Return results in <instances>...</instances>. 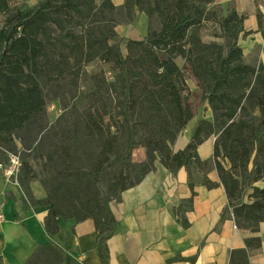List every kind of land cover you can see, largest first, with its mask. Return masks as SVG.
Instances as JSON below:
<instances>
[{"label": "trees", "instance_id": "16d2710c", "mask_svg": "<svg viewBox=\"0 0 264 264\" xmlns=\"http://www.w3.org/2000/svg\"><path fill=\"white\" fill-rule=\"evenodd\" d=\"M3 2L0 0L1 8ZM214 2L124 0L116 8L110 0H104L101 9L109 17L120 10L131 22L138 11L148 22L152 17L158 20L157 28H147L145 39L126 41V56L121 53L112 20L106 21L103 16L98 20L92 12V0H40L28 12L17 13L0 28V143L16 148L13 143L21 142V149L30 150L35 159L43 157L48 165L69 162L66 141L60 136L56 141L49 140L51 131H59L47 121V101L51 98L47 97L55 98L59 89L64 93L61 82L76 90L81 81L92 80L96 90L90 97L100 105L92 104L82 114L86 134L98 136L106 154L113 152L119 135L124 138L120 157L129 158L136 148L147 153L146 162L137 165L141 173L136 178L130 180L125 172L130 163L112 173L117 193L113 201L154 168L152 153L159 154L160 165L174 171L196 159L197 146L213 135L214 166L234 224L238 229L257 232L259 223L264 222V67L255 68L243 61L237 43L243 32V16L229 9L217 20V12L210 8ZM90 17L94 19L84 25ZM213 18L223 44H208L201 39L203 27ZM178 57L184 60V69L196 82L213 119L198 122L189 144L173 153L170 144L193 117L183 101L186 85L183 70L175 62ZM93 62L109 64L115 73L113 81L106 83L102 73L88 74L84 68ZM46 140L49 147L44 150ZM95 164L98 174L104 161L98 158ZM237 173L248 179V202L241 197ZM203 184L214 186L206 179ZM30 206L49 208L44 222L47 234L57 231L58 219H92L98 256L101 264H107L106 241L115 227L107 202L99 216L85 215L81 219L47 200ZM245 245L246 249L257 248L259 240L248 239ZM62 261L60 252L44 245L26 264ZM229 264H248L246 250L232 252Z\"/></svg>", "mask_w": 264, "mask_h": 264}, {"label": "crops", "instance_id": "0c3cea01", "mask_svg": "<svg viewBox=\"0 0 264 264\" xmlns=\"http://www.w3.org/2000/svg\"><path fill=\"white\" fill-rule=\"evenodd\" d=\"M110 2L120 8L124 0ZM218 4L224 12L233 9L243 16V32L237 39L243 59L258 58L264 67V0H218ZM130 24L124 37L145 39L147 17L137 11ZM212 119L205 102L179 135L173 153L189 144L198 122ZM214 141L209 136L197 146L196 159L174 171L156 164L109 204L115 227L106 241L107 264H229L237 250H246L248 264H264V222L255 233L235 226L214 166ZM132 156L137 162L145 158L142 149ZM4 169L0 166V264H26L44 245L61 253L62 264H101L92 219H58L57 231L47 234L49 208L30 206ZM204 179L214 186L207 188ZM251 238H257L259 246L246 249Z\"/></svg>", "mask_w": 264, "mask_h": 264}, {"label": "rangeland", "instance_id": "374dc122", "mask_svg": "<svg viewBox=\"0 0 264 264\" xmlns=\"http://www.w3.org/2000/svg\"><path fill=\"white\" fill-rule=\"evenodd\" d=\"M92 1V12L98 15V20H100L101 16L106 21L108 19L112 20L114 30L120 39L119 47L121 53L123 56H126V41L129 39H126L124 36H127L129 29H131L129 27L131 26V22L128 21L127 15L119 10L109 17L107 11L101 9L104 0ZM39 2L40 0H4L2 8L0 7V28L6 22L12 20L17 13L28 12L35 8ZM210 8L211 10L214 8L217 12V16L215 17L217 20L219 18L218 15L222 17L227 12L221 9L218 0H215ZM93 19L94 17L87 18L83 24L87 25ZM212 20L203 27L201 39L204 43L208 44H223L217 22L215 23L214 18ZM149 26L157 28L158 20L152 17L148 22ZM175 62L183 70L186 85V90L182 93L184 103L190 107L193 113L202 111L205 100L190 73L184 69V60L178 57L175 59ZM244 63L255 68L261 65L258 58L255 60H245ZM84 69L88 74L102 73L106 83L112 82L115 75L109 64L93 62ZM62 86L65 88L64 93L59 89L55 95L53 94L56 96L55 98L52 95L47 97L48 99L51 97L47 101V121L49 125H54V128L59 131H51L48 135L50 137L49 140L55 139L56 141L60 136L66 141L70 149L71 160L67 163L59 162L48 165L43 157L35 159V155L30 150H27L25 147L21 149L23 144L21 142L13 143L16 148H12L5 143H0L2 147L0 152L4 154V156L0 157V166L1 168H6L9 164V156L11 154H19L21 167L17 176V184L20 185L21 193L29 205H33L38 200L43 202L47 200L56 206V208L66 210L75 219H81L85 215L99 216L101 213L100 208L106 202L107 206H109L116 198V188L112 186V173L121 167H125V164L130 163V168L126 169L125 172L129 174L130 180L136 178L141 173V169L137 168V165L146 162L145 155L147 153L145 152L146 150L141 148L145 156L141 162H137L132 156L133 152L139 148L133 149L129 158L120 157L124 144V138H121V135H119V143L113 145V152L110 154L103 153L102 140L98 136L86 134L83 127L82 114L92 104L94 107L100 105V103H94L90 97V94L96 90L93 86V81H81L79 88L76 90L66 82H61L60 87ZM108 110L112 112L111 108ZM179 135L170 144V151H173L175 144L178 145ZM49 140H46L45 145H42L44 150L48 149ZM152 156L151 165L155 166L159 164V154L152 153ZM98 158L104 161V167L96 174L95 163ZM237 178L241 197L245 199L251 193L248 179L243 173H237ZM18 179L19 181L21 180L20 184L18 183ZM256 185L261 186L262 183H257Z\"/></svg>", "mask_w": 264, "mask_h": 264}, {"label": "built area", "instance_id": "2783aa9c", "mask_svg": "<svg viewBox=\"0 0 264 264\" xmlns=\"http://www.w3.org/2000/svg\"><path fill=\"white\" fill-rule=\"evenodd\" d=\"M262 16L264 17V11L262 12ZM21 167L19 154H11L9 156V164L4 169V175L7 179H13V181L17 184V176L19 174Z\"/></svg>", "mask_w": 264, "mask_h": 264}]
</instances>
